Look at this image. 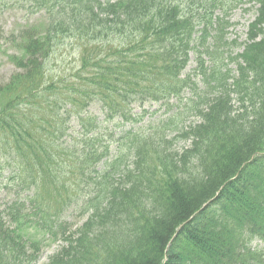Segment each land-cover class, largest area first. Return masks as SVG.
<instances>
[{
    "label": "trees",
    "instance_id": "16d2710c",
    "mask_svg": "<svg viewBox=\"0 0 264 264\" xmlns=\"http://www.w3.org/2000/svg\"><path fill=\"white\" fill-rule=\"evenodd\" d=\"M246 5L239 43L229 18ZM8 8L29 19L5 38L0 264L49 247L46 264H264V0ZM66 39L79 63L53 78ZM153 107L164 117L144 122Z\"/></svg>",
    "mask_w": 264,
    "mask_h": 264
},
{
    "label": "rangeland",
    "instance_id": "374dc122",
    "mask_svg": "<svg viewBox=\"0 0 264 264\" xmlns=\"http://www.w3.org/2000/svg\"><path fill=\"white\" fill-rule=\"evenodd\" d=\"M248 7V6H244ZM0 33L2 32L3 38L0 39V85L8 82L15 69L11 64L10 55L12 54L10 43L5 40V38L13 30H18L22 27L26 21L29 19L27 12L19 9H10L0 11ZM254 13L249 11L245 13L241 9L234 11L230 15V21L234 22L235 26L228 31V38L233 40L235 37H239L238 41L243 42L245 40V33L247 25L253 20ZM35 18H31L29 22H33ZM35 20L37 24L38 21ZM40 28L43 25L39 26ZM79 46L80 44L74 42L72 39H66L56 51L51 60L50 66L48 67V72L51 77L59 78L66 77L70 78L73 74L75 67L79 63ZM78 53V57H77ZM230 68H232L230 66ZM2 98L0 97V104H2ZM162 113V112H161ZM161 113H158L161 114ZM184 144L179 142L177 147H182ZM3 184H6V181L1 180L0 182V204L4 201L3 195ZM77 220V219H73ZM56 250V247L45 248L41 253L39 260L36 264H46L47 257Z\"/></svg>",
    "mask_w": 264,
    "mask_h": 264
}]
</instances>
